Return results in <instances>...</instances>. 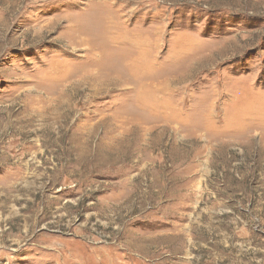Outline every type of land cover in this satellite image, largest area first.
Masks as SVG:
<instances>
[{"label":"rangeland","instance_id":"1","mask_svg":"<svg viewBox=\"0 0 264 264\" xmlns=\"http://www.w3.org/2000/svg\"><path fill=\"white\" fill-rule=\"evenodd\" d=\"M171 214L264 264V0H0V264H163Z\"/></svg>","mask_w":264,"mask_h":264},{"label":"crops","instance_id":"2","mask_svg":"<svg viewBox=\"0 0 264 264\" xmlns=\"http://www.w3.org/2000/svg\"><path fill=\"white\" fill-rule=\"evenodd\" d=\"M193 219L194 216L171 214L165 225L158 228L147 226L145 235L142 234L138 227L132 226L130 232L131 246L139 250L142 248L145 239L146 245H148V247L146 246L147 251H150L155 247V240L162 236L163 253L166 255L163 258V264H185L187 263L185 261L187 256L194 255V251L184 243L185 239L191 241L189 237H191L195 229L191 223L196 222Z\"/></svg>","mask_w":264,"mask_h":264}]
</instances>
